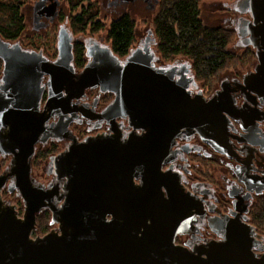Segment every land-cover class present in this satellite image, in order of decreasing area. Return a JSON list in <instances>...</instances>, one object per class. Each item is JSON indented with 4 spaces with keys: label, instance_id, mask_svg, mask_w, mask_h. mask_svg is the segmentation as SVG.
Returning <instances> with one entry per match:
<instances>
[{
    "label": "water",
    "instance_id": "obj_1",
    "mask_svg": "<svg viewBox=\"0 0 264 264\" xmlns=\"http://www.w3.org/2000/svg\"><path fill=\"white\" fill-rule=\"evenodd\" d=\"M47 1H36V22L59 16L60 1ZM236 8L250 16L237 33L256 49L260 75L264 0H237ZM44 26L42 21L36 28ZM57 38L58 56L51 59L43 49L0 36V156L10 157L0 171V264H264L255 227L239 219L217 220L221 240L192 248L176 241L194 228L198 201L163 165L179 137L227 142V114L235 116L229 90L223 87L209 99L202 91L193 96L192 64H159L152 41L122 58L109 43L86 38L89 59L78 72L77 38L65 25ZM93 87L114 94L98 116L114 134L90 136L51 156L57 182L38 181L32 173L36 145L70 135L71 122L83 110L75 99ZM118 118L131 129L126 139ZM7 188L18 191L22 215L4 198ZM46 210L58 228L33 236Z\"/></svg>",
    "mask_w": 264,
    "mask_h": 264
},
{
    "label": "flooded vegetation",
    "instance_id": "obj_2",
    "mask_svg": "<svg viewBox=\"0 0 264 264\" xmlns=\"http://www.w3.org/2000/svg\"><path fill=\"white\" fill-rule=\"evenodd\" d=\"M119 1L120 3L127 2V0ZM144 1L150 2V0ZM231 4L234 8L228 6L227 12L233 14L220 17L222 24L218 26L232 28L238 36L237 28L241 20L250 19V16L237 10V0L229 2L228 5ZM240 7L241 5L239 9ZM237 14L240 17H235ZM60 16L59 11L58 17ZM43 20L46 19L43 18ZM34 22L36 28L42 20L36 22L34 19ZM154 40L155 38L152 43L155 47L156 40ZM82 41L86 45V53L91 44L88 45L86 40ZM149 42L151 41L146 39L136 46H144ZM237 45L244 48L243 51L251 48L255 52L254 59L244 66L236 65L227 69L213 89L204 88L196 78L197 83H193L191 87L193 96L202 91L203 95L209 99L225 87L235 98V116L227 114L229 118L227 142L209 143L198 134L179 137L173 146L174 155L170 162L163 165V169L170 170L185 192L198 201L194 215V228L187 230L184 234H179L176 238L178 244L192 248L212 240H221L222 234L218 229L217 220L221 218L239 219L240 222L255 227L254 237L258 239L256 251L262 254L264 253V228L256 224V218L264 208V73L257 75L262 63L256 54V49L247 45L246 41L239 36ZM45 54L55 59L58 56V48L55 57L46 52ZM88 59L87 55V61ZM175 61L180 65L184 64L180 62L181 59ZM86 63L83 67L76 68L77 71H81ZM193 73L190 76H194ZM260 77L263 82L257 80ZM113 99L114 94L111 92H105L100 87L89 88L82 97L75 99L78 106H83V110H80L71 122L70 135L65 138H50L36 145L34 158L40 152L48 155L46 158L48 161L44 162V170L47 177L51 178L47 183L43 182L44 184L57 182L53 173L54 165L50 164L51 156L64 152L73 144L84 142L90 136L114 134L110 124L98 117ZM117 121L121 123L119 128L123 132V139H126L131 129L127 127L126 120L118 118ZM32 167L34 176L33 164ZM136 183H139L138 179ZM18 208L22 215L24 204L23 211L19 206ZM46 211L50 212V210ZM50 216H52L51 212ZM52 228L57 229L58 224H50L49 231ZM38 235L42 234L37 233L35 236Z\"/></svg>",
    "mask_w": 264,
    "mask_h": 264
},
{
    "label": "trees",
    "instance_id": "obj_3",
    "mask_svg": "<svg viewBox=\"0 0 264 264\" xmlns=\"http://www.w3.org/2000/svg\"><path fill=\"white\" fill-rule=\"evenodd\" d=\"M27 1L0 0V36L5 40H21L26 28L22 8ZM201 2L202 0H159L158 11L153 20V34L160 64H169L180 58L188 59L192 63L196 79L204 88L213 89L224 70L236 65H246L254 59L255 52L251 48L241 53L231 50L230 45L236 37V31L225 26L206 24L201 16ZM69 3L70 29L77 38L74 43L76 68L83 67L87 61L86 45L82 40L96 38L95 35L104 30L106 42L122 58L137 45L136 21L130 13H123L107 24L100 18L97 0H69ZM51 56L55 57L56 51ZM2 69L3 60L0 59V77ZM47 157L44 152L38 153L32 162L33 166ZM3 196H13L22 210V199L16 189H5ZM38 216L34 235H43L50 228V212L44 211ZM256 224L264 228V208L256 218Z\"/></svg>",
    "mask_w": 264,
    "mask_h": 264
},
{
    "label": "rangeland",
    "instance_id": "obj_4",
    "mask_svg": "<svg viewBox=\"0 0 264 264\" xmlns=\"http://www.w3.org/2000/svg\"><path fill=\"white\" fill-rule=\"evenodd\" d=\"M37 0H28L27 3L22 8V13L25 18V31L20 40L22 45L26 48L39 49L43 48L47 54H54L57 50V40L58 32L61 25H65L70 31L71 26L69 22L70 14V3L69 0H59L60 4L58 6V11H60V17H57L55 21L51 22L49 19L45 21L46 26L41 28H35V15H34V6ZM234 0H202L200 5L201 16L204 22L211 26L221 25L222 22L219 20L220 17L229 16L227 7L234 8V6L228 5L229 2ZM51 0H48L46 4H50ZM97 3L100 7V18L104 20L107 24L111 22L112 19L123 13H130L136 21L137 28V39L138 43H142L144 40L149 39L153 41L155 38L153 34L154 24L153 20L158 11L159 0H150L146 2L144 0H127L125 3H120L119 0H97ZM234 12V11H232ZM235 13V12H234ZM235 17H240L239 14ZM234 18V17H233ZM224 25V24H223ZM233 27V25H232ZM106 30L95 35L96 39L106 42L105 40ZM238 36L230 45L231 50L236 53H241L244 48H241L237 45ZM107 43V42H106ZM137 43V45H138ZM182 63H191L188 59L180 58ZM192 64V63H191ZM227 69L224 70L220 76H223L226 73ZM48 158V157H47ZM10 157L0 156V171H2L9 163ZM48 159H41L34 167V176L38 181L47 183L51 178L47 177L45 173L44 166ZM8 200H11L13 203H17V200L13 196L5 197ZM23 211V209H22ZM51 219V218H50ZM50 225V221H49ZM35 236V235H33Z\"/></svg>",
    "mask_w": 264,
    "mask_h": 264
}]
</instances>
